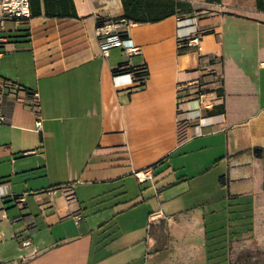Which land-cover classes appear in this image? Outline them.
Listing matches in <instances>:
<instances>
[{
  "label": "crops",
  "instance_id": "crops-1",
  "mask_svg": "<svg viewBox=\"0 0 264 264\" xmlns=\"http://www.w3.org/2000/svg\"><path fill=\"white\" fill-rule=\"evenodd\" d=\"M184 1L189 9L157 22H102L132 39V54L100 50L97 18L122 15L121 0H73L78 18L4 21L0 243L8 236L15 256L0 263L264 264L240 256L264 251V157L252 152L264 147V10ZM189 37L197 40L179 52ZM143 64L145 83L134 91L140 81L132 73H112ZM221 102L224 112L205 113ZM145 168L152 178L139 182L134 171ZM126 178L152 193L141 224L121 225L138 202L123 195L109 219L90 225L77 188L98 186L103 198ZM186 181L219 186L242 217L248 209L250 226L231 229L217 210L209 222L179 217L163 188ZM69 221L74 228L53 233ZM44 226L48 238L37 237Z\"/></svg>",
  "mask_w": 264,
  "mask_h": 264
},
{
  "label": "rangeland",
  "instance_id": "rangeland-1",
  "mask_svg": "<svg viewBox=\"0 0 264 264\" xmlns=\"http://www.w3.org/2000/svg\"><path fill=\"white\" fill-rule=\"evenodd\" d=\"M206 1V0H205ZM223 4L227 5L228 8H233L236 5H244L246 7H254L255 1L254 0H220ZM193 4L196 6H199L203 4V1L194 2ZM240 9V8H239ZM212 75H214V87L217 91V88L220 85V79L219 75L215 72ZM28 174L31 173V171L27 170L25 172H21L18 175L21 174ZM40 178H29L28 181L33 180H39ZM46 181L47 179L44 178ZM24 183V181H22ZM195 182L191 181V183H182L181 185H171L169 187H164L163 190H165V193L163 195L164 202H169L171 206H173L175 209H177L178 216L181 218H188L192 215H198L199 217L204 216L206 218V221L209 222L210 215L214 214L217 210L218 213L223 212V216L226 214L228 217L229 222V228L234 229L237 227L238 224H241L242 227L250 226V218L247 215V210L243 211V217L241 213L238 211H235L233 206V202H229L228 205L227 201H224V198L220 197V188L219 186H212V187H202L201 186H195ZM115 189L109 190L106 193L100 192L101 195L103 194V198L97 197V191L99 189H102L98 186L85 188L82 186H79L77 188V193L79 196L80 203L84 207V209L89 208V213L87 217L89 216V224L92 226H97L102 221H105L106 219H109L111 217L109 210H111V207L114 206V197H121L123 195H127L128 197H131L132 199H138L137 203L134 204L133 211H130L126 215H123L120 219V223L122 226L126 225H133L137 226L141 224L143 221V217H145V213L143 211H146V200H148L149 195L151 194L147 191V189H150L149 185L147 187L138 186L133 178H126L125 181L122 183L119 182ZM95 189V190H94ZM203 190V191H202ZM101 191V190H100ZM210 192L211 197L208 196V194L203 192ZM143 193L144 201H141V196H139V193ZM224 192V191H223ZM137 195L139 197H137ZM222 199V200H221ZM129 200V201H130ZM126 203V202H124ZM119 204V203H118ZM117 205V204H116ZM32 207V206H31ZM103 207V208H100ZM34 209V206H33ZM229 209V212H228ZM214 210V212H212ZM172 215V214H171ZM220 216V218H219ZM222 215H218L217 218L219 221L221 220ZM223 217V221H224ZM111 218V221L108 223L111 226H115V221H113ZM74 228L73 222H66V223H56L53 227V233L61 234L67 229ZM42 233L37 234V237L42 236L43 238H48L49 231L47 230V226H44L41 228ZM237 231V230H236ZM7 239V240H6ZM17 244V243H16ZM236 254L235 251H233V254ZM234 254V255H235ZM233 255V256H234ZM14 255V243H12L8 236H5L2 243H0V259L3 261L10 260ZM241 257L251 258L253 256H256L257 261L264 262V251H257V250H246L243 253L240 254Z\"/></svg>",
  "mask_w": 264,
  "mask_h": 264
},
{
  "label": "trees",
  "instance_id": "trees-1",
  "mask_svg": "<svg viewBox=\"0 0 264 264\" xmlns=\"http://www.w3.org/2000/svg\"><path fill=\"white\" fill-rule=\"evenodd\" d=\"M207 2H219L220 0H206ZM257 9L264 10V0H254ZM123 6V13L118 17L101 18L98 17L96 25H102L104 21H117L123 19L125 21L145 23L157 22L167 18L181 11L190 8L188 2L184 0H121ZM30 3V16L45 15L50 18H78L75 10L73 0H29ZM121 37L125 34L120 33ZM191 37L179 41L178 51L182 52L189 48L187 42ZM2 44L0 45V47ZM132 73L135 79L140 82L138 85L130 87L128 91H134L144 86V77L147 75V67L145 64L137 67L115 68L112 70L114 75L121 73ZM218 95H223V88L220 85L217 88ZM224 112L223 102L213 105L210 110L205 113L212 115ZM252 152L255 156L264 157V147H253ZM162 161V160H160ZM159 161V162H160ZM155 165V164H153ZM245 210V209H244ZM248 210V209H246ZM248 217L250 213L248 212ZM3 264V263H0Z\"/></svg>",
  "mask_w": 264,
  "mask_h": 264
},
{
  "label": "built area",
  "instance_id": "built-area-1",
  "mask_svg": "<svg viewBox=\"0 0 264 264\" xmlns=\"http://www.w3.org/2000/svg\"><path fill=\"white\" fill-rule=\"evenodd\" d=\"M30 16L29 0H0V45L6 41V37L1 34L3 24L6 19H22ZM113 24L105 22L98 26L97 32L101 37L100 50L104 56L108 55L111 47H121L127 53L132 54L138 50V47L133 43L129 37H121L117 32L113 31ZM197 37L189 40L196 41ZM36 95V93H34ZM3 120V115L0 113V121ZM39 123V122H37ZM134 175L139 182L152 178V172L149 168L134 171ZM75 221H78L81 216L75 215Z\"/></svg>",
  "mask_w": 264,
  "mask_h": 264
}]
</instances>
